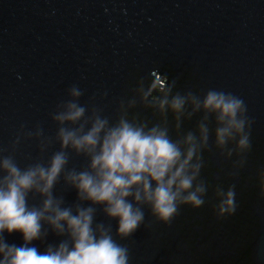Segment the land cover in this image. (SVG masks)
Segmentation results:
<instances>
[{
	"label": "water",
	"instance_id": "95a60500",
	"mask_svg": "<svg viewBox=\"0 0 264 264\" xmlns=\"http://www.w3.org/2000/svg\"><path fill=\"white\" fill-rule=\"evenodd\" d=\"M0 264H264V0H0Z\"/></svg>",
	"mask_w": 264,
	"mask_h": 264
}]
</instances>
